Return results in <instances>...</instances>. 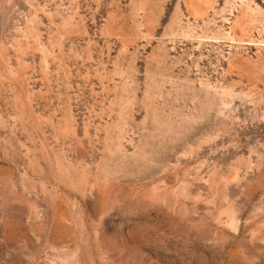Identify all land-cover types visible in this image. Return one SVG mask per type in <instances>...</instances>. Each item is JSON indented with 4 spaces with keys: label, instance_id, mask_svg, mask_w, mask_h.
I'll return each mask as SVG.
<instances>
[{
    "label": "rangeland",
    "instance_id": "374dc122",
    "mask_svg": "<svg viewBox=\"0 0 264 264\" xmlns=\"http://www.w3.org/2000/svg\"><path fill=\"white\" fill-rule=\"evenodd\" d=\"M0 264H264V0H0Z\"/></svg>",
    "mask_w": 264,
    "mask_h": 264
}]
</instances>
